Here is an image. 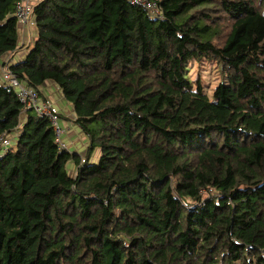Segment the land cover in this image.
<instances>
[{"label":"trees","instance_id":"1","mask_svg":"<svg viewBox=\"0 0 264 264\" xmlns=\"http://www.w3.org/2000/svg\"><path fill=\"white\" fill-rule=\"evenodd\" d=\"M18 1L0 0V58ZM142 1L35 4L4 67L57 85L88 147L60 150L0 80V264H264V0Z\"/></svg>","mask_w":264,"mask_h":264},{"label":"built area","instance_id":"2","mask_svg":"<svg viewBox=\"0 0 264 264\" xmlns=\"http://www.w3.org/2000/svg\"><path fill=\"white\" fill-rule=\"evenodd\" d=\"M138 3L141 0H133ZM151 9L152 13L161 17V12L157 8L156 3L151 1H142ZM35 0H19L17 2L15 17L19 25H24L29 28H36V17L34 14ZM0 80L12 87L19 100L23 103L25 110H32L38 115L44 116L50 122L54 133L55 140L59 149H70L65 137L67 128L62 123L61 112L59 108L49 99L42 98L41 95L32 89L25 81H23L17 74L12 72L9 68L3 67L1 70ZM12 136H6L0 139V152H5L13 145Z\"/></svg>","mask_w":264,"mask_h":264},{"label":"crops","instance_id":"3","mask_svg":"<svg viewBox=\"0 0 264 264\" xmlns=\"http://www.w3.org/2000/svg\"><path fill=\"white\" fill-rule=\"evenodd\" d=\"M41 0H35V2H40ZM37 31L36 28H29L24 25H19V48L14 54H5L0 58V75L1 70L3 69L5 62L11 61L12 63L22 60L28 53L29 48H31L36 40ZM41 91L44 93L46 98H49L60 110L61 114L66 118H73L75 113L73 107L68 103L63 97L61 90L53 82H47L42 88ZM72 120V119H71ZM63 124L67 128V134L65 139L67 140L70 149L73 152H82L87 150L88 141L83 133L77 128L74 123L68 121ZM84 154V153H83ZM69 169H73L72 161L69 162Z\"/></svg>","mask_w":264,"mask_h":264},{"label":"rangeland","instance_id":"4","mask_svg":"<svg viewBox=\"0 0 264 264\" xmlns=\"http://www.w3.org/2000/svg\"><path fill=\"white\" fill-rule=\"evenodd\" d=\"M34 28V27H33ZM217 66L215 64V62L212 61H204L203 64L201 65L200 68L194 67L192 69V72L195 73V71L197 69L201 70V74L203 76V79L205 80V82H209L210 87L208 85V90H210L209 95L210 97H212V90L213 87L216 86L217 84H219L220 82H222V79L220 78L218 72H217ZM197 74L195 73L194 76H196ZM214 91V90H213ZM65 122H68L67 119L62 118ZM15 138L12 140L13 144L15 143ZM85 152V151H84ZM82 152V154L84 153ZM100 156V151H97L95 154V160L98 161V157Z\"/></svg>","mask_w":264,"mask_h":264}]
</instances>
